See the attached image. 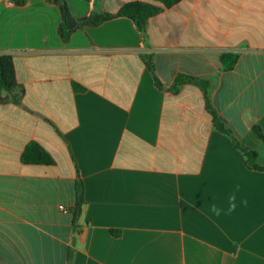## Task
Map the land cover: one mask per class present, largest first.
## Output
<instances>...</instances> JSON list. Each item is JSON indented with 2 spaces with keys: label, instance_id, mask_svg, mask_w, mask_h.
I'll return each instance as SVG.
<instances>
[{
  "label": "crops",
  "instance_id": "1",
  "mask_svg": "<svg viewBox=\"0 0 264 264\" xmlns=\"http://www.w3.org/2000/svg\"><path fill=\"white\" fill-rule=\"evenodd\" d=\"M151 1L65 0L75 19ZM61 22L49 0H0V56L20 85L0 100V264H264V172L214 128L198 85L171 90L178 75L207 82L264 167V0H179L145 37L115 17L63 43ZM30 142L54 164L22 163Z\"/></svg>",
  "mask_w": 264,
  "mask_h": 264
},
{
  "label": "trees",
  "instance_id": "2",
  "mask_svg": "<svg viewBox=\"0 0 264 264\" xmlns=\"http://www.w3.org/2000/svg\"><path fill=\"white\" fill-rule=\"evenodd\" d=\"M16 3H20L22 0H12ZM57 4L61 9L62 22L58 28V34L63 43H66L71 35V33L83 26H98L101 23L110 20L115 17H127L131 19L140 34L145 37L146 25L148 20L161 12L164 8H169L176 4L179 0H152L151 2H128L123 4L115 13H100L93 16L75 19L71 16L65 0H49ZM237 55L235 54H222L220 56L221 67L224 71L231 70L236 63ZM144 63L146 68L149 70L150 74L154 79L156 86L160 87L157 77L154 74V68L152 61L148 58H144ZM194 83L198 85L203 94L205 100V107L211 116L212 124L214 128L220 133L226 135L232 141L233 146L242 153L245 158V165L248 169L255 171L264 172V167L258 165L256 161V152L246 145L242 144L237 140L226 121L222 119L211 105L209 86L205 81L198 80L193 77L178 75L174 84L171 87L172 91L182 83ZM72 87L74 90L82 91L84 87L72 82ZM20 85L17 83L14 72V65L12 58L10 56H0V98L2 93L10 94L19 90ZM13 101H18V99L13 95ZM8 98H1L0 100H6ZM254 133L264 141V135H262L260 129L255 126L253 127ZM21 162L24 164H37V165H53L54 160L50 154L37 142L28 143L21 153ZM84 204V189L83 184L79 178L75 181V202L73 207V222L76 221L80 215L82 206Z\"/></svg>",
  "mask_w": 264,
  "mask_h": 264
},
{
  "label": "clouds",
  "instance_id": "3",
  "mask_svg": "<svg viewBox=\"0 0 264 264\" xmlns=\"http://www.w3.org/2000/svg\"><path fill=\"white\" fill-rule=\"evenodd\" d=\"M235 201H236V196H235V194H233L232 196L229 197V207H228V212L229 213L235 211V209H236V203H235ZM242 204L246 206L247 205V201L246 200L245 201H242ZM211 211L216 216H220L221 215V212H222V210L220 208L216 207V205H212L211 206Z\"/></svg>",
  "mask_w": 264,
  "mask_h": 264
},
{
  "label": "built area",
  "instance_id": "4",
  "mask_svg": "<svg viewBox=\"0 0 264 264\" xmlns=\"http://www.w3.org/2000/svg\"><path fill=\"white\" fill-rule=\"evenodd\" d=\"M60 209H63V206H59Z\"/></svg>",
  "mask_w": 264,
  "mask_h": 264
}]
</instances>
